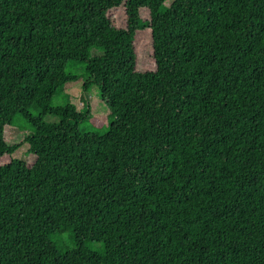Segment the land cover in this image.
<instances>
[{
    "label": "trees",
    "instance_id": "16d2710c",
    "mask_svg": "<svg viewBox=\"0 0 264 264\" xmlns=\"http://www.w3.org/2000/svg\"><path fill=\"white\" fill-rule=\"evenodd\" d=\"M0 264H264V0H0Z\"/></svg>",
    "mask_w": 264,
    "mask_h": 264
},
{
    "label": "rangeland",
    "instance_id": "374dc122",
    "mask_svg": "<svg viewBox=\"0 0 264 264\" xmlns=\"http://www.w3.org/2000/svg\"><path fill=\"white\" fill-rule=\"evenodd\" d=\"M117 17L123 18V10H115L112 12ZM103 53L99 50H92L91 55L97 56ZM68 73H73L80 78L75 82H70L64 85L56 94L54 105H64L70 102L75 105L76 109L90 112L91 119L82 125L84 132L96 135H104L108 132L109 123L114 119V112L111 107L102 102L100 98L99 88L90 86L85 89L87 75L85 74L84 65L82 63L71 62L66 69ZM47 121L58 122L56 117H47ZM28 146L23 145L15 154L14 157L25 160L27 159Z\"/></svg>",
    "mask_w": 264,
    "mask_h": 264
}]
</instances>
